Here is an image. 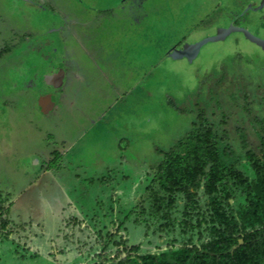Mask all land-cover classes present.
<instances>
[{
    "label": "rangeland",
    "instance_id": "obj_1",
    "mask_svg": "<svg viewBox=\"0 0 264 264\" xmlns=\"http://www.w3.org/2000/svg\"><path fill=\"white\" fill-rule=\"evenodd\" d=\"M261 1L0 0V198L10 220L0 264H116L125 247L177 249L183 202L161 231L168 198L156 212L152 197L165 192L146 186L156 148L190 129L197 103L253 176L239 130L260 152ZM220 26L236 30L193 62L170 57Z\"/></svg>",
    "mask_w": 264,
    "mask_h": 264
},
{
    "label": "trees",
    "instance_id": "obj_2",
    "mask_svg": "<svg viewBox=\"0 0 264 264\" xmlns=\"http://www.w3.org/2000/svg\"><path fill=\"white\" fill-rule=\"evenodd\" d=\"M197 107L190 129L167 149L156 148L162 160L146 186L156 192L159 185L165 192L152 197L156 212L168 198L161 231L175 226L171 208L178 200L183 202L179 224L185 237L177 249L159 254L140 256V245L125 247L126 256L116 264H133V255L141 264H264V118L255 119L260 152L250 145L244 129L239 130L252 176L241 167L229 131L217 128L204 105ZM223 117L221 123L227 124L225 113ZM56 165L51 161L48 166ZM5 201L0 198V232L10 223ZM124 251L118 250L116 256L122 257Z\"/></svg>",
    "mask_w": 264,
    "mask_h": 264
},
{
    "label": "water",
    "instance_id": "obj_3",
    "mask_svg": "<svg viewBox=\"0 0 264 264\" xmlns=\"http://www.w3.org/2000/svg\"><path fill=\"white\" fill-rule=\"evenodd\" d=\"M234 30H236V28L234 29L231 26L230 27L220 26L216 29V32L213 35L206 36L196 42L185 43L181 48H173L171 50L170 57L174 60L186 58L190 62H193L199 56L201 49L204 45H206L209 42L226 39ZM42 101L40 105L43 102L44 105H47L45 101L43 102Z\"/></svg>",
    "mask_w": 264,
    "mask_h": 264
},
{
    "label": "flooded vegetation",
    "instance_id": "obj_4",
    "mask_svg": "<svg viewBox=\"0 0 264 264\" xmlns=\"http://www.w3.org/2000/svg\"><path fill=\"white\" fill-rule=\"evenodd\" d=\"M264 4V0H262L261 2H259V6L255 5L256 6V9L259 10V8H261V11H263L264 7H262V5ZM251 6H254V5H251Z\"/></svg>",
    "mask_w": 264,
    "mask_h": 264
},
{
    "label": "crops",
    "instance_id": "obj_5",
    "mask_svg": "<svg viewBox=\"0 0 264 264\" xmlns=\"http://www.w3.org/2000/svg\"><path fill=\"white\" fill-rule=\"evenodd\" d=\"M97 124V123H96Z\"/></svg>",
    "mask_w": 264,
    "mask_h": 264
}]
</instances>
